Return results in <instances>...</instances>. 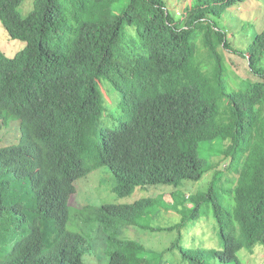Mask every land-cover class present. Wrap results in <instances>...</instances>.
I'll list each match as a JSON object with an SVG mask.
<instances>
[{
	"label": "trees",
	"instance_id": "1",
	"mask_svg": "<svg viewBox=\"0 0 264 264\" xmlns=\"http://www.w3.org/2000/svg\"><path fill=\"white\" fill-rule=\"evenodd\" d=\"M24 1L0 0V137L16 121L23 135L0 148V264H85L95 241L105 264H168L166 250L123 236L164 230L151 225L159 198L70 206L72 183L101 167L119 198L160 185L181 194L212 173L180 195L165 230L211 214L221 249L180 236L169 249L181 263L243 264L241 250L264 247V27L218 25L246 0H191L180 18L168 0H34L23 16ZM223 52L258 80L230 84Z\"/></svg>",
	"mask_w": 264,
	"mask_h": 264
},
{
	"label": "rangeland",
	"instance_id": "2",
	"mask_svg": "<svg viewBox=\"0 0 264 264\" xmlns=\"http://www.w3.org/2000/svg\"><path fill=\"white\" fill-rule=\"evenodd\" d=\"M34 0H25L19 8V12L25 16L33 7ZM168 8L178 18L183 15V11L186 6H189L191 0H168ZM234 12V16H232ZM234 17V18H233ZM245 22H249L254 25V30L261 31L264 27V0H246L243 4L237 7H233L231 10H227L221 19L218 20L220 28H224L226 32L231 35H238V29ZM0 38H2L0 36ZM14 43L7 45V49L10 53L17 48ZM227 66H228V81L233 86H236L240 80H246L249 82H255L258 79L252 75L247 68V63L244 59H241L235 55L223 52ZM107 91L110 98L116 105L118 104L117 92L108 85L107 82L101 83ZM116 106H114V109ZM116 125L115 122L111 123ZM12 140L6 145H10ZM227 165V161L220 163V169ZM212 173H206L202 176L198 182H185L181 188V194L186 197L188 194H192L196 191H203L206 189ZM229 177L234 180L232 176L225 172L224 178ZM115 183L118 182L112 177L109 171L105 168H99L84 178H81L75 182L76 193L70 199V206L77 208L81 206L99 207L104 204H133L142 198H159L160 204L157 205L155 215L151 219V225L157 228H163L162 231H146L137 228L123 229V236L130 238L136 242L153 246L161 250H166L164 253L165 258L168 259V264H187L181 263L180 254L174 250L169 249L171 243L181 236V243L187 249L198 248H215L221 249L220 241L217 235V229L215 222L211 214L202 216L194 223H190L187 230H181L179 235L176 230L166 231L169 226L179 222V215L175 212L174 207L177 206V202L180 200L181 194H173L172 187L160 185V186H148L144 188H136L134 193L127 198H119L114 194L113 188L116 187ZM226 198V196H225ZM153 208V209H154ZM137 210H132V216ZM142 219H147V215H144ZM72 223L68 224V229L72 228ZM85 235L84 233H81ZM92 239L95 238L97 233H88ZM92 252L85 255L83 260L85 264H105L104 250L100 243L92 244ZM94 251V253H93ZM238 256L243 264H264V247L258 246L252 253L241 250Z\"/></svg>",
	"mask_w": 264,
	"mask_h": 264
},
{
	"label": "clouds",
	"instance_id": "3",
	"mask_svg": "<svg viewBox=\"0 0 264 264\" xmlns=\"http://www.w3.org/2000/svg\"><path fill=\"white\" fill-rule=\"evenodd\" d=\"M15 121V120H14ZM19 122L18 121H16V123H13L12 125H11V128H10V130L8 131V134L7 135H4V136H2V137H0V148L1 147H8V148H12V147H16V146H18L21 142H22V140H23V135H22V133L20 132V130H19ZM4 131L3 130H0V133H3ZM12 140V143L10 144V145H6V146H4V144L6 143V144H8V142L9 141H11ZM102 168V167H101ZM3 170H5L6 171V169H3ZM93 172V171H92ZM90 174V173H89ZM88 174V175H89ZM87 176V175H86ZM85 176V177H86ZM113 177V176H112ZM84 178V177H83ZM114 178V177H113ZM79 180V179H78ZM77 181V180H76ZM76 181H74L73 183H72V186H73V189H74V192L72 193V195L71 196H73L75 193H76V186H75V182ZM115 185L117 186V183H115ZM115 188V187H114ZM113 188V189H114ZM115 194V193H114ZM116 195V194H115ZM102 206V205H101ZM100 207V206H99Z\"/></svg>",
	"mask_w": 264,
	"mask_h": 264
}]
</instances>
